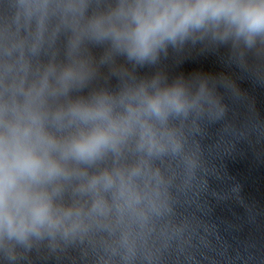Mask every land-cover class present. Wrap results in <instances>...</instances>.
<instances>
[{
	"label": "clouds",
	"instance_id": "9594fccd",
	"mask_svg": "<svg viewBox=\"0 0 264 264\" xmlns=\"http://www.w3.org/2000/svg\"><path fill=\"white\" fill-rule=\"evenodd\" d=\"M228 17L251 31L264 29V3L242 4L240 0H147L137 7L134 32L135 50L148 55L164 38H174L189 26L205 20ZM150 107L159 113L163 105L180 106L178 94L157 97ZM84 118L103 116V112H83ZM107 130L96 128L88 135L74 139L65 155L79 158L95 155L109 142ZM54 141L37 126L19 124L0 133V229L23 236L27 230L43 224L50 217L51 203L46 192L34 185L60 173L59 164L50 156Z\"/></svg>",
	"mask_w": 264,
	"mask_h": 264
}]
</instances>
